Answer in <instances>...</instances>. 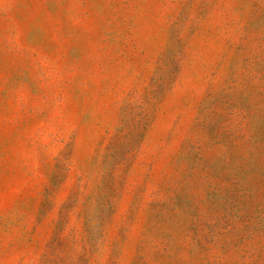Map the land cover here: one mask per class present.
Here are the masks:
<instances>
[{"label": "rangeland", "instance_id": "obj_1", "mask_svg": "<svg viewBox=\"0 0 264 264\" xmlns=\"http://www.w3.org/2000/svg\"><path fill=\"white\" fill-rule=\"evenodd\" d=\"M0 264H264V0H0Z\"/></svg>", "mask_w": 264, "mask_h": 264}]
</instances>
